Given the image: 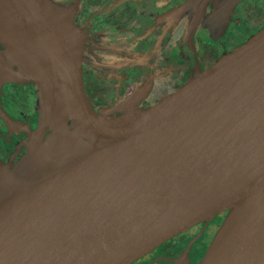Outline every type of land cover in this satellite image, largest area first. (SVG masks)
<instances>
[{
  "label": "water",
  "instance_id": "95a60500",
  "mask_svg": "<svg viewBox=\"0 0 264 264\" xmlns=\"http://www.w3.org/2000/svg\"><path fill=\"white\" fill-rule=\"evenodd\" d=\"M65 23L45 0H0V89L36 83V138L54 122L78 141L0 161V264H133L224 213L198 264H264V27L149 108L97 110Z\"/></svg>",
  "mask_w": 264,
  "mask_h": 264
},
{
  "label": "flooded vegetation",
  "instance_id": "af4514ba",
  "mask_svg": "<svg viewBox=\"0 0 264 264\" xmlns=\"http://www.w3.org/2000/svg\"><path fill=\"white\" fill-rule=\"evenodd\" d=\"M65 1L74 2L76 22L89 33L83 41V71L92 102L93 81L99 86L114 85L112 95L119 97L148 82L151 104L141 107L149 108L157 103L156 98L150 99L157 76H166L167 81L182 78L173 94L195 71L211 66L264 27V0H241L228 9L224 8L228 0ZM38 91L34 82L1 87L0 108L21 126L15 129L0 116V159L7 160L15 154L20 142L29 138L28 127L37 128ZM219 216L223 223L226 213ZM217 217L133 264L200 263L221 226L218 224L214 230Z\"/></svg>",
  "mask_w": 264,
  "mask_h": 264
},
{
  "label": "rangeland",
  "instance_id": "374dc122",
  "mask_svg": "<svg viewBox=\"0 0 264 264\" xmlns=\"http://www.w3.org/2000/svg\"><path fill=\"white\" fill-rule=\"evenodd\" d=\"M48 7L51 9L52 12L56 15V17H59L60 19L64 20L66 25L73 30V32L77 35V40L80 45L84 46V40L89 37L88 30L84 28L81 25L77 24V18L75 16V12L73 11L74 2L72 1H65V0H45ZM5 49V47H3ZM48 70L50 73L56 77V69L51 63L46 64ZM182 78H172L170 81L166 80V76L155 78V85L154 89L151 92L150 99H155V103L161 100L163 97H166L170 95L178 84H181L183 80ZM121 84V82H120ZM114 85L109 86H99L96 81H93L90 93L93 98V103L97 110H100L102 108H106L109 106H114L119 103H124L129 101L128 99L132 98V101L135 103L133 104L135 107H140L146 104H151L149 99V92L151 87H149V83L146 82L143 86H138L135 89H131L129 94L124 95L123 97H119L117 95H112L114 92ZM35 94V93H34ZM37 94V93H36ZM37 96H39V122L37 125H40V118H41V108H40V102H41V91H38ZM36 98V95H35ZM133 106V107H134ZM119 115V113H117ZM11 118V117H10ZM12 119V118H11ZM13 127L15 129H18L21 125L19 122H15L14 119H12ZM37 126V128H38ZM72 126V122L67 119V126H65V129H69ZM27 128V127H24ZM30 130L29 138L25 140L23 139L22 142L18 143L20 144L16 150L14 151L15 154L8 158L7 160H2L1 165L2 169L6 170L8 168L13 169V167L17 164H20L24 159H26L29 155L33 153V151L39 150L40 147L43 145H46V154L45 155H51L53 153H56L60 150H65L69 147H73L77 145V140H69L67 137L63 134L62 129L60 126H57L54 122L49 124L46 128V130L41 133L37 138L34 135L37 128L33 129L32 127H28ZM55 132V133H54ZM87 137H80L79 140H86ZM17 144V145H18ZM39 147V148H37ZM43 154V153H42ZM42 154H40L42 156ZM40 156V157H41ZM44 157V156H43ZM222 222L221 216H218L215 221L214 230L217 229V225ZM222 224V223H221ZM210 239L206 242V249L209 245Z\"/></svg>",
  "mask_w": 264,
  "mask_h": 264
},
{
  "label": "bare ground",
  "instance_id": "6f19581e",
  "mask_svg": "<svg viewBox=\"0 0 264 264\" xmlns=\"http://www.w3.org/2000/svg\"><path fill=\"white\" fill-rule=\"evenodd\" d=\"M38 26V25H37ZM41 31V29L38 27H35L33 29V32H32V38H33V43L38 46V47H41V48H46V49H49V50H52V48H50L49 46L46 45L45 43V34ZM60 118H62V116L60 115Z\"/></svg>",
  "mask_w": 264,
  "mask_h": 264
}]
</instances>
